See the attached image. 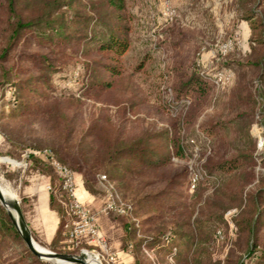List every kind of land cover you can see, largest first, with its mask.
<instances>
[{
	"label": "trees",
	"instance_id": "16d2710c",
	"mask_svg": "<svg viewBox=\"0 0 264 264\" xmlns=\"http://www.w3.org/2000/svg\"><path fill=\"white\" fill-rule=\"evenodd\" d=\"M240 8L251 27V49L244 60L227 59L223 68L244 69L248 83L239 80L236 104L230 107L246 110L239 111L236 120L201 124V130L213 139L230 134L237 120L250 126L256 117L264 119V0H241ZM129 20L127 0H0V132L10 149H20V155L29 149V162L43 163L42 174L50 182V206L59 215L57 234L47 247L58 250L60 244L72 240L70 229L65 228L70 196L54 166L57 161L83 175L91 164L90 169L117 183L130 205L123 247L133 255V264H264V148L257 160V145L249 136V147L211 160L205 168L212 176L243 171L252 178L249 188L237 184L228 194L230 207L239 208L234 218L237 249L223 262L212 256L216 228L204 217L214 202L206 198L199 205L206 179L199 178L195 194L189 195L182 189L192 178L174 171L173 157L188 156L177 132L195 122L211 97L213 84L207 77L195 71L180 81L179 97L186 91L197 96L196 113L184 117L183 127L164 133L127 135L123 125L129 122V107L114 120L102 108L79 121L77 114L68 113L71 104L82 107L84 103L81 97L64 99L63 93L58 94L55 78L80 69L85 96L100 99L112 90L131 48ZM12 120L38 122L47 136L39 139L36 129L21 132L11 126ZM256 165H260L257 172ZM26 203L23 198V208ZM217 217L218 223L224 221L221 214ZM0 264H52L31 252L1 203Z\"/></svg>",
	"mask_w": 264,
	"mask_h": 264
},
{
	"label": "rangeland",
	"instance_id": "374dc122",
	"mask_svg": "<svg viewBox=\"0 0 264 264\" xmlns=\"http://www.w3.org/2000/svg\"><path fill=\"white\" fill-rule=\"evenodd\" d=\"M240 4L241 0H127L131 48L123 57V73L117 78L115 87L102 93L100 99H91L82 93V83L79 80L84 77L83 70L71 69L61 72L55 78L57 92L63 93L64 99L73 96L82 98V107L76 103L68 107V113L77 114L78 121L98 114L99 108L106 115L113 116L114 120L121 117L124 108L129 107V122L123 125L129 136L145 131L164 133L165 130L183 127L184 117L196 113L197 96L192 91H186L179 97L177 89L180 81L187 80L195 71L208 78L213 88L206 107L196 116L190 127L177 132L182 137L188 156H174L173 162L175 172L183 173L187 178L198 176L206 179L202 184L199 205H204L206 198L214 202L206 210L204 217L211 219L212 227L216 228L211 252L215 260L222 262L231 251L237 249L234 218L238 215L239 208L230 207L232 201L228 194L233 193L237 184H245L249 188L252 184H248V180L252 178L243 171L227 177L219 174L212 176L205 168L211 160H220L249 147V136L257 145V160L264 148V119L261 116L256 117L250 126L243 120H237L229 129L230 134L220 138L213 139L200 128L201 124L205 126L204 124L211 123L212 120H236L235 115L246 110L244 107L232 108L236 104V90L239 80L244 78V69L238 72L234 68H223L227 59L244 60L251 49L252 31L249 22L241 17ZM221 55L226 56L222 58ZM243 82L244 85L248 83L247 78ZM7 95L8 98L12 96L10 91ZM131 104L134 105L130 107ZM31 122L34 121H9L13 128L20 129L21 132L36 129L39 139L47 136L48 131L45 128H41L36 121L35 124ZM48 127L46 125V129ZM8 144L0 132V185L21 203L23 192L27 193L31 187L29 183L38 182L35 177L44 173L45 168L41 162H29L28 155L31 150L27 149L20 155V149H10ZM36 152L45 157L39 151ZM9 153L14 156H7ZM89 167H85L84 175L72 170L75 172L76 183L78 182L77 188L81 186L96 198L97 204L100 203L96 208L92 202H83L96 215L106 240L104 247L95 246L88 239L81 238L76 242L69 239L60 244L58 250H54L41 245L39 239L35 241L44 251L78 256L86 253L88 256L97 255L102 264H120L119 257L103 232L102 224L110 232L111 239L124 241L122 230L129 217L125 213L107 210L106 204L115 195H119L126 202L117 190L115 181L103 178V173ZM259 169L260 165H256V172ZM57 174L59 175L58 171ZM42 186L49 194L50 185L47 186L46 183ZM182 190L189 195L195 194L192 182H186ZM58 198L62 200L61 194H58ZM215 201L219 202V206ZM220 214L224 221L218 223L217 216ZM102 215L106 217L101 223ZM68 218L69 222L72 215L69 214ZM112 255L116 257L114 263L109 259Z\"/></svg>",
	"mask_w": 264,
	"mask_h": 264
},
{
	"label": "crops",
	"instance_id": "0c3cea01",
	"mask_svg": "<svg viewBox=\"0 0 264 264\" xmlns=\"http://www.w3.org/2000/svg\"><path fill=\"white\" fill-rule=\"evenodd\" d=\"M35 179H37L38 182H30L29 186L31 187L29 188V191L27 193L23 192V198H26L28 203L24 208L21 207L34 239H39L40 244L43 246H49L55 238L59 228V215L51 208L50 193L48 194L42 186V184L46 183L47 186L50 185L48 177L40 173ZM76 195L82 202H92L96 208L100 206V203L97 204V202H95L96 198L89 192L83 190L81 186L77 188ZM104 217L106 216H101V223L103 222ZM104 227L105 226L102 224L103 232L106 234V238L112 250L119 257L120 264H133V255L123 247L125 238L124 241L111 239L112 236L110 235V232L107 228L104 229ZM122 232L125 235V231L122 230Z\"/></svg>",
	"mask_w": 264,
	"mask_h": 264
},
{
	"label": "built area",
	"instance_id": "2783aa9c",
	"mask_svg": "<svg viewBox=\"0 0 264 264\" xmlns=\"http://www.w3.org/2000/svg\"><path fill=\"white\" fill-rule=\"evenodd\" d=\"M54 166L63 180V187L70 196L69 214L72 215V219L66 223V229L71 231L72 240H80L81 238L88 239V242L99 247H104L106 240L103 236L100 225L97 222L96 215L90 210V208L77 198V183L75 172L62 165L59 162H54ZM105 178V176H103ZM199 177L195 176L192 179V187L195 188ZM106 209L115 211L117 213L128 214L129 205L124 203L119 195H115L108 200ZM110 261L116 262L114 255L110 256Z\"/></svg>",
	"mask_w": 264,
	"mask_h": 264
},
{
	"label": "water",
	"instance_id": "95a60500",
	"mask_svg": "<svg viewBox=\"0 0 264 264\" xmlns=\"http://www.w3.org/2000/svg\"><path fill=\"white\" fill-rule=\"evenodd\" d=\"M0 203L7 209L9 216L13 220L16 228L20 232L27 247L42 260H47L52 264H88L83 256L57 253L53 251H44L37 247L32 231L25 219L21 203L14 196H5L0 187ZM97 264H102L100 258L96 255Z\"/></svg>",
	"mask_w": 264,
	"mask_h": 264
},
{
	"label": "bare ground",
	"instance_id": "6f19581e",
	"mask_svg": "<svg viewBox=\"0 0 264 264\" xmlns=\"http://www.w3.org/2000/svg\"><path fill=\"white\" fill-rule=\"evenodd\" d=\"M0 187H1V185H0ZM1 189H2V187H1ZM2 191H3V193L5 194V196H13L12 194H10V193H8L7 192V190L5 191V190H3L2 189ZM36 245H37V243H36ZM37 247L39 248V249H41V250H44L43 248H41V247H39L38 245H37ZM84 259L88 262V264H97V262H96V256H94V255H92V256H88L86 253L84 254Z\"/></svg>",
	"mask_w": 264,
	"mask_h": 264
}]
</instances>
